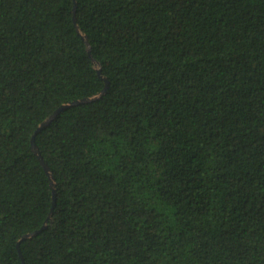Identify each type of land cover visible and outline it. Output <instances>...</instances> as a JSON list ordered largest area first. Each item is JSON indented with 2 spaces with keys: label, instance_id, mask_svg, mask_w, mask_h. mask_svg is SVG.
<instances>
[{
  "label": "trees",
  "instance_id": "1",
  "mask_svg": "<svg viewBox=\"0 0 264 264\" xmlns=\"http://www.w3.org/2000/svg\"><path fill=\"white\" fill-rule=\"evenodd\" d=\"M0 264H264V0H0Z\"/></svg>",
  "mask_w": 264,
  "mask_h": 264
},
{
  "label": "water",
  "instance_id": "2",
  "mask_svg": "<svg viewBox=\"0 0 264 264\" xmlns=\"http://www.w3.org/2000/svg\"><path fill=\"white\" fill-rule=\"evenodd\" d=\"M73 23H74V26H75L76 30L80 33L79 27H78V25H77V23H76V18H75V16H73ZM80 35H81L82 39L85 41L86 49H87V52H88L89 56L92 57V56H91V52H90V44H89V42L86 40V37H85L84 34L80 33ZM93 61L95 62L94 59H93ZM97 73L100 75V69H99V67H97ZM103 80H104V86H103V88H102L97 94H95V95H93V96H89V97H83V98H80V99H75V100H72V101H70V102H68V103L61 104L59 107H57V108L53 111V113H51V115H49L46 119H44V120H43V121L37 126V128L35 129L34 134H33L32 137H31V148H32L33 152L36 154V156H37V158L39 159L41 165L43 166L44 170L46 171V173L48 174V176H49V178H50V186H51L52 191H53V205H54V202H55V182H54V179H53V177H52V175H51V171H50V169H49V166H48L47 163L43 160L42 155H41L40 152L38 151V148H37V146H36V144H35V141H34V135H35L36 132H38L41 128H43L44 126L48 125L49 122H51V121L57 116V114H58L61 110L65 109V108H67V107H69V106H72V105H76V104H81V103L90 102V101H93V100L99 98V96H101V95L105 92V90H106V88H107V85H108V81H107V79H106L105 77H103ZM52 207H53V206H52ZM51 211H52V208H51ZM49 216H50V215H49ZM44 225H45V224H44ZM44 225H42L41 228H43ZM38 231H39V229H37V230H33V231L29 232V233L24 234V235L21 237V240H22V239H25V238H27V237H30V236H32V235H34V234L37 233ZM17 247H18V246H17ZM19 253H20V252H19ZM20 256H21V258H22L21 253H20Z\"/></svg>",
  "mask_w": 264,
  "mask_h": 264
}]
</instances>
